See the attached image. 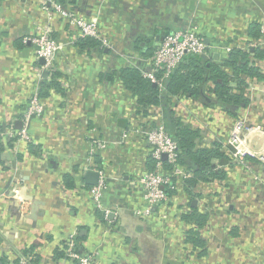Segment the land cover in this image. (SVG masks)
<instances>
[{"label":"crops","instance_id":"1","mask_svg":"<svg viewBox=\"0 0 264 264\" xmlns=\"http://www.w3.org/2000/svg\"><path fill=\"white\" fill-rule=\"evenodd\" d=\"M61 4L80 16L97 17L113 49L80 52L75 30L63 18L55 15L49 21L35 0H0V264H20L19 258L26 256L22 250L30 246L39 257L37 264H74L64 252L55 254L74 233L81 254L94 255L96 264H264V174L254 158L239 165L226 153L213 162L225 177L200 181L190 191L184 177L176 175L175 191L164 204L149 215L137 213L144 206L140 178L151 170L145 132L162 123L161 108L138 112L136 97L118 73L129 65L149 71L147 48H155L166 30L195 27L213 59H222L228 47L255 41L252 29L264 22V0ZM45 24L63 45L55 57L62 91L51 88L40 97L51 119L34 116L25 129L28 141L39 149L35 154L18 132L29 99L39 96L40 83L51 72L43 75L35 45L22 37ZM257 65L264 74V61ZM245 93L249 103L235 116L208 100L187 97H175L174 109L199 131L198 147L219 144L225 153L236 118L264 128V78L248 80ZM247 136L254 149L264 143L259 131ZM96 139L105 147L94 152ZM100 170L106 186L97 203L91 188L102 176ZM88 172L98 173L96 184L85 182ZM20 201H25L21 209ZM29 205V217L21 222L20 211ZM40 208L41 214L33 217ZM192 209L206 214L199 229L203 248L186 241L195 225L183 215Z\"/></svg>","mask_w":264,"mask_h":264},{"label":"trees","instance_id":"2","mask_svg":"<svg viewBox=\"0 0 264 264\" xmlns=\"http://www.w3.org/2000/svg\"><path fill=\"white\" fill-rule=\"evenodd\" d=\"M61 3L63 0H57ZM254 37H258V28H253ZM196 33L201 35L197 29ZM169 31H164L165 33ZM162 36V37H163ZM76 47L80 52L99 50L103 51L100 40L86 36L78 37ZM154 48H147L146 54L151 56ZM188 54L173 68L167 78H163L162 71L154 73L155 78L162 80V87L150 78L144 76L143 69L134 66H125L118 70L120 78L124 85L133 93L137 101V110L146 114L150 107L158 106L161 108L162 123L168 134L177 143V162L180 166L185 167L188 173L183 178L184 187L190 191L200 181H212L223 179L225 171L214 165V160L225 156L222 146L214 144L211 147H198L196 139L200 136L199 131L194 130L188 123H185L181 117L176 114L174 109L175 97H187L192 99L208 100L207 104L217 105L225 108L231 115H237L236 111L245 107L249 99L245 93L248 86V80L264 78V74L258 65H255L249 56L261 60L263 52L258 49H244L237 45H232L231 49L224 58L215 60L209 54ZM61 73L58 69L52 70L48 79L40 83L39 97H46L49 90L54 88L59 92L62 91L59 77ZM210 98V99H208ZM157 125V124H152ZM30 152L39 154V149L35 150L32 142H28ZM151 157V156H150ZM163 167L169 172L172 165L166 158H162ZM214 165V166H213ZM155 163L151 157L150 169H154ZM67 186L71 187L73 180L66 177ZM170 185L175 186L176 176L170 178ZM166 194L170 197L175 189L164 187ZM183 218L192 221L194 228L190 229L186 236V241L195 247H204V241L200 237L199 229L206 222V214L191 210L184 213ZM75 240L78 242L79 237L76 234ZM66 242L63 243L61 251L55 252L56 256H66ZM33 246L22 250V254L30 256L28 263L37 264L38 255L33 253ZM77 252L81 254V248L77 245ZM67 257V256H66ZM68 258V257H67ZM18 262V259H17Z\"/></svg>","mask_w":264,"mask_h":264},{"label":"built area","instance_id":"3","mask_svg":"<svg viewBox=\"0 0 264 264\" xmlns=\"http://www.w3.org/2000/svg\"><path fill=\"white\" fill-rule=\"evenodd\" d=\"M37 5L48 15L49 21L55 16H59L67 21L68 25L72 27L77 37H94L100 40L102 47L113 49V43L109 41L107 37L104 36L102 29L99 26L98 18H86L78 15L76 12L71 11L65 5L59 3L57 0H35ZM195 27L186 30L170 31L165 33V35L158 41L156 47L150 56V70L144 72V76L150 78L152 81L156 82L160 87H162V80L156 79L154 73L157 71H162L163 78H167L170 72L175 68L178 63L188 54H208V45L203 36L199 35L195 31ZM52 28L45 24L39 26L35 34L26 35L22 37L24 43H32L35 45V56L37 59H43L44 63L41 66L46 72H51L56 70L55 57L58 51L63 48V45L57 41V39L52 35ZM244 49H258L263 52L264 61V22L260 23L258 26V37L253 42H249L243 46ZM231 47L227 48L229 52ZM252 62L257 65L259 60L253 55ZM261 69V68H260ZM47 108L41 101L38 95H34L28 101L26 112L23 115L22 123L23 129L18 132L21 134V139L28 141L25 135V129L34 116L47 115L48 119H51L49 113H46ZM254 130L259 131L264 138V128L250 127L244 117H238L233 121L232 127L228 134V139L226 145L224 146L225 154L231 157V161L235 164L245 165L248 163L247 157L254 158L260 165L261 172L264 174V143L259 149H254L251 147L250 139L247 138L248 134ZM147 143L151 148V157L154 160V169L146 172L143 177L140 178V190L142 193V199L144 200L143 208L137 210L140 215H149L152 208L157 205H162L168 200V195L165 192V186L173 188L174 185H170V178L173 175H181L183 177L187 176L188 173L185 167H182L177 162V143L168 134L163 124H157L150 126L145 132ZM2 135V133H0ZM12 137V133L7 134ZM29 142V141H28ZM105 147L104 142L96 139L92 143V149L100 150ZM166 155L167 161L172 165L169 172H166L162 158ZM102 175L97 184L91 188L92 195L94 196L96 202L98 203V198L102 190L106 186L105 178L103 177V172L100 170L98 172ZM258 179V177H254ZM16 187V186H15ZM13 194L14 203L16 204L17 190L15 189ZM25 201L18 202L17 207L23 208ZM26 208V207H25ZM32 209V205L28 206L27 211H20V216L24 219L29 217V210ZM75 235L70 234L66 239L65 253L68 259H70L74 264H96V257L92 254L83 255L77 252V241L75 240ZM20 259V264H29V257L24 256Z\"/></svg>","mask_w":264,"mask_h":264},{"label":"water","instance_id":"4","mask_svg":"<svg viewBox=\"0 0 264 264\" xmlns=\"http://www.w3.org/2000/svg\"><path fill=\"white\" fill-rule=\"evenodd\" d=\"M216 56V55H215ZM41 61H43V59H40ZM44 63V61H43ZM44 76L47 75V72L45 71L43 73ZM163 158H166V155L164 154L163 155ZM97 176H98V173L97 172H88L86 177H85V182L88 183V184H96V179H97ZM42 212V209L40 208L35 214L33 217H37L41 214ZM35 220V219H34Z\"/></svg>","mask_w":264,"mask_h":264}]
</instances>
